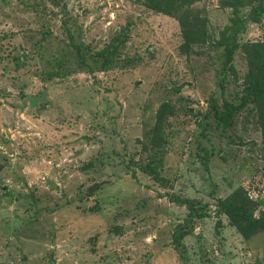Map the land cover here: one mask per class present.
I'll list each match as a JSON object with an SVG mask.
<instances>
[{
    "label": "rangeland",
    "instance_id": "obj_1",
    "mask_svg": "<svg viewBox=\"0 0 264 264\" xmlns=\"http://www.w3.org/2000/svg\"><path fill=\"white\" fill-rule=\"evenodd\" d=\"M250 1L241 46L264 42V14L252 21L259 0ZM146 2L0 0V264H264V230L242 233L218 213L243 189L264 216L255 107L228 126L216 117L241 103L248 73L242 48L225 73L219 40L232 0L187 7L205 34L197 44ZM124 33L117 63L102 71L99 54ZM59 61L67 76L48 81Z\"/></svg>",
    "mask_w": 264,
    "mask_h": 264
},
{
    "label": "trees",
    "instance_id": "obj_2",
    "mask_svg": "<svg viewBox=\"0 0 264 264\" xmlns=\"http://www.w3.org/2000/svg\"><path fill=\"white\" fill-rule=\"evenodd\" d=\"M146 6L152 10L166 13L169 16L177 17L182 24L183 31L187 37H191V43L197 44L204 41L201 35L198 34L197 23L191 18L187 7L191 6L196 0H146ZM256 2V0H255ZM252 4L250 0H232L227 4L232 8V17L230 18V24L221 32V38L219 45L224 48V66L225 73L233 70V60L236 52L242 48L246 54V60L248 62V73L245 76V90L241 98L240 104H228L226 110L216 114L218 124L221 126H228L235 114L242 110L245 106L253 104L256 114L259 118V124L262 128L263 136V149H264V42L257 44H239V36L247 29L248 20L241 15V9L247 5ZM226 5V4H225ZM264 14V0H259L255 8L252 11L251 19L257 22L260 15ZM197 30V33H196ZM207 39V38H205ZM211 40V39H210ZM129 36L127 33L120 34L114 44L111 46V50H104L99 54V57L103 60L101 65L102 71L110 70L117 63V59L121 56L122 49L127 45ZM206 41V40H205ZM74 48L80 58V67L91 69L89 63L85 59L83 54V48L80 45L74 44ZM57 70L50 71L47 74L46 79L52 81L55 79H61L67 76L64 68L65 63L59 61L57 63ZM93 73V71L91 72ZM224 76L222 81H225ZM168 114V106L163 105L159 115L158 122L162 124L165 116ZM159 125L156 127V131L153 139L150 143L151 155L150 161L162 160V141ZM131 162L128 161L127 168L130 169ZM1 169V165H0ZM133 177H136L135 173H132ZM171 200L175 203L185 205L190 211H196V214L200 219H203L206 214L198 212L195 209L194 201L189 199H182L171 197ZM219 214L226 215L234 226L237 227L242 233L254 234L259 229L264 230V216L256 218L254 215L255 201L248 195V193L241 189L231 194L225 200H220ZM186 227H181L182 234L179 235V240L183 239V231Z\"/></svg>",
    "mask_w": 264,
    "mask_h": 264
}]
</instances>
